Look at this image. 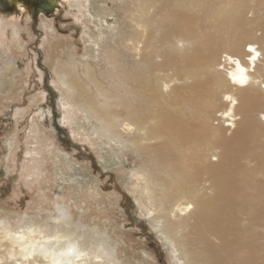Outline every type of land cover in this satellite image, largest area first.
<instances>
[{"label":"rangeland","instance_id":"374dc122","mask_svg":"<svg viewBox=\"0 0 264 264\" xmlns=\"http://www.w3.org/2000/svg\"><path fill=\"white\" fill-rule=\"evenodd\" d=\"M137 1L62 0L54 16L41 15L36 25L24 16H0V236L4 234V226L21 231L32 223L44 225L45 232L55 231V217L61 215L56 207L59 205L65 209L75 233L95 243L98 239L105 240L112 248L96 264H202L199 260L202 246L191 225L193 218L179 211L168 212L158 200L161 186L151 180L155 176L148 172L159 169V160L156 165L144 146L136 150L131 144L118 145L107 138L99 120L91 116L92 110L80 101L78 92L84 91L73 94L55 74L59 62L67 60L69 54L77 64L78 76L98 102L104 103L100 107H117L118 94L128 101L121 66L139 57L141 43L137 49H127L124 42L134 35L135 20L142 16ZM179 1L181 7H175ZM257 1L231 0L230 5L234 2L235 5L229 17L236 13L238 18L240 14L243 22L240 34L231 27L207 29L205 26L213 21L214 15L210 5L201 9L188 0H151L146 11L160 18L162 30L163 14L180 8L189 26L208 34L212 49L223 56L230 49L228 42L241 40L239 36L248 32L250 26L246 21L258 10L254 5ZM155 37L156 45L165 40L159 31ZM129 44L133 42L130 40ZM85 64L94 70L100 88L89 81ZM219 67L223 72L227 70L223 65ZM157 73L173 75L180 84L181 80H189L188 70L175 71L172 65ZM257 84L260 92H264V81L258 79ZM100 90L110 91L111 98L105 102ZM187 98L182 92L164 106L166 111L176 113L180 121L193 125L196 120L177 114L182 113L180 110L190 113L181 105ZM222 103H226L223 93L218 95V105L208 115V123L230 136L233 125H227L230 118L220 115ZM107 114L118 121L119 112ZM258 117L264 124V117ZM147 121L152 122L149 117ZM194 133L199 136L194 143L198 159L190 186L194 194L209 196L212 180L201 167L207 160L215 162L219 147L208 130ZM120 137L123 140L125 135ZM263 141L261 132L253 143L238 151L234 160V176L242 182L241 186L250 184L246 193L253 205L240 200L232 219L226 221L228 225L222 226L225 231L207 233L218 248L224 242L228 247L246 243L243 251L248 250L252 264H264V152L260 159L253 152L254 146L264 148ZM142 166L145 171L136 174ZM242 176L246 178L244 182ZM170 221L178 224V229H171ZM245 231H249L246 239L242 234ZM175 241L185 245L183 248L191 257L183 255L178 246L176 250ZM85 246L88 247L87 240ZM4 253V245L0 244V256ZM2 264L13 263L4 257Z\"/></svg>","mask_w":264,"mask_h":264},{"label":"bare ground","instance_id":"6f19581e","mask_svg":"<svg viewBox=\"0 0 264 264\" xmlns=\"http://www.w3.org/2000/svg\"><path fill=\"white\" fill-rule=\"evenodd\" d=\"M188 2L201 9L209 5L212 7L213 21L210 20L206 24L207 29L231 27L233 32L239 33L243 26L239 13L238 18L236 13L229 17L235 5V2L230 5L231 0ZM148 3H151V0L137 1L142 16L135 20L137 28H134V35L124 40L127 49L130 47L137 49L138 43H141L138 59L133 60L131 64L123 63L121 66L126 84L123 91L129 95V102L124 95L118 94L117 107H100L104 103L98 102L88 85L78 76L77 64L69 54H67L69 61L65 59L59 62L55 74L58 75L59 82L73 94L79 90L84 91L78 92L80 101L83 106L92 110L91 116L99 120L100 128L107 138L116 141L118 145L131 144L136 150L144 146L151 158L156 161V165L159 160V169L148 172L155 176L151 177V180L157 186H161L162 193L158 200L162 208H168V212L179 211L193 218L191 225L202 246L199 248V260L202 264H252V260L247 256L248 250L243 251L246 243L228 247L224 242L218 248L209 240L207 233L222 234L225 231V227L222 226L228 225L226 221L232 219L235 208L241 205L240 200L243 203L250 201L247 200L246 193L250 181L246 182L247 186H241L242 182L235 178L233 168L238 151L253 143L254 138L261 132L264 134V124L258 120L259 115L264 117V92H260L257 84L258 79L264 81V0L254 2L258 10L246 21L250 26L248 32L242 37L239 36L241 40L237 38L228 42L230 49L228 52L223 51V56L221 52L212 49L208 34L203 35L197 28L189 26L180 8L163 14L164 25L162 30H159L160 18L146 11ZM175 7H181L180 1ZM156 31L165 37L160 45H156L158 42L155 37ZM220 38L224 39L222 36ZM130 40L133 42L131 45ZM157 56L160 57L159 60L155 59ZM167 65H172L175 71L188 70L189 80H181L180 84L175 82L176 78L173 75L157 73V70H162ZM220 65L227 70L221 71ZM84 66L89 81L95 82L94 84L100 88L95 81L94 70L88 64ZM182 92L188 98L181 105L186 106L190 113L180 110L182 113L177 114L196 120L193 125L187 121H180L176 113L165 109L164 104L179 98ZM99 93L105 102L106 98H111L110 91L104 93L100 90ZM221 93L224 94L226 103H222L220 115L230 118L227 119L229 121L227 125H233L230 136L224 135L221 130L208 123L210 120L208 115L218 105V95ZM108 112H119L118 121L110 119ZM237 115L239 118H236ZM201 116L204 118L201 119ZM147 117L152 122H148ZM196 130H199L200 134L208 130L211 135L213 134L215 144L219 147L215 162L207 160L201 167L212 180V193L209 196L194 194L190 186L198 159V147L194 144L199 137L194 133ZM122 135H125L123 140L120 137ZM261 143L264 144V141ZM253 152L260 159L264 148L254 146ZM144 171L145 168L142 166L136 170V174L140 175ZM242 178L244 182L246 178L243 176ZM248 204H251V201ZM56 207L61 215L55 217L57 229L53 232H45L44 225L40 223H32L21 231L10 230L8 226L3 227L4 234L0 236V244L4 245L5 253L0 256V264L4 257L13 264H90V262L96 264L103 254L112 252V248L104 242L105 240L98 239L95 243L75 233L69 226L70 221L66 218L65 209L59 205ZM170 222L171 229L175 230L178 224ZM248 232L242 233L245 235L244 239ZM189 242L187 241V244ZM177 246L184 251L183 255L190 256L188 250L186 252L183 248L185 245L177 242L176 250ZM241 254L245 257L243 258Z\"/></svg>","mask_w":264,"mask_h":264},{"label":"water","instance_id":"95a60500","mask_svg":"<svg viewBox=\"0 0 264 264\" xmlns=\"http://www.w3.org/2000/svg\"><path fill=\"white\" fill-rule=\"evenodd\" d=\"M61 3L62 0H0V16H24L36 25L41 15L54 16Z\"/></svg>","mask_w":264,"mask_h":264}]
</instances>
